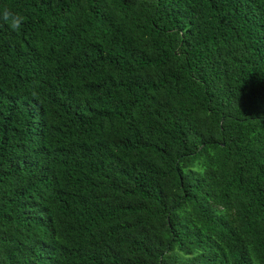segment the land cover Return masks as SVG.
I'll use <instances>...</instances> for the list:
<instances>
[{"label": "trees", "instance_id": "trees-1", "mask_svg": "<svg viewBox=\"0 0 264 264\" xmlns=\"http://www.w3.org/2000/svg\"><path fill=\"white\" fill-rule=\"evenodd\" d=\"M0 264H264V0H0Z\"/></svg>", "mask_w": 264, "mask_h": 264}, {"label": "clouds", "instance_id": "clouds-1", "mask_svg": "<svg viewBox=\"0 0 264 264\" xmlns=\"http://www.w3.org/2000/svg\"><path fill=\"white\" fill-rule=\"evenodd\" d=\"M3 18L6 21H9L10 20V27L14 31H18L19 30V26H20L22 17H20V16H13L11 14V12L7 8H5L4 11H3Z\"/></svg>", "mask_w": 264, "mask_h": 264}]
</instances>
